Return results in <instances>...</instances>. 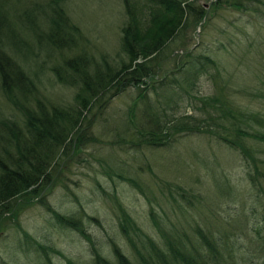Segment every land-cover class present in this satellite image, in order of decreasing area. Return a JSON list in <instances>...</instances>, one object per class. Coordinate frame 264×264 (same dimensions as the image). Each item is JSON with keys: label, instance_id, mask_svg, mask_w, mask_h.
I'll list each match as a JSON object with an SVG mask.
<instances>
[{"label": "trees", "instance_id": "obj_1", "mask_svg": "<svg viewBox=\"0 0 264 264\" xmlns=\"http://www.w3.org/2000/svg\"><path fill=\"white\" fill-rule=\"evenodd\" d=\"M122 1L126 19L120 27V49L128 59L121 57L115 62L103 54L97 57L89 49L81 27L66 10V0H0V94L21 117L18 122V117L0 116V224L17 216L24 205L46 203L51 183L64 166L57 158L76 154L86 142H95V135L85 130L114 94L132 85L139 89L133 104L139 99L147 101L148 114L142 119L136 117L130 128L124 125L110 143L128 142L132 147L143 148L165 146L182 133L214 135L239 150L260 202L264 201V157L247 142L248 137L264 141V129L250 127L251 122L264 125V116L247 110L232 94L237 90L254 92L252 89L245 85L234 87L233 77H226L210 55L194 56L191 50H185V60L173 69H183L184 80L198 77L204 68L208 70L209 63L215 67L208 70L215 81L213 91L199 98L193 94L201 100L202 104L196 105L203 114L184 112L167 117V105L177 106L172 94L161 107L148 103L149 88L155 87L152 81L159 75V62L166 48L188 24L203 26L201 22L207 17L203 3ZM220 2L237 8L250 6L245 0H214L213 8L219 7ZM48 72L62 84L75 88L72 101L52 102L42 93L41 79ZM161 80L160 83L166 78ZM192 81L193 78L189 86ZM169 85L172 82H166ZM258 93L264 95V89ZM133 104L129 108L132 116ZM55 162L57 168L52 170ZM106 163L109 173L148 198V215L159 238L145 231L113 194L120 233L130 251L127 253L118 241L110 239L109 254H105L81 217L58 211L47 203L58 226L73 228L87 240L91 257L81 264H264V242L263 248L255 252L258 257L240 255L235 230L206 231L198 223L191 231L162 225L153 203V184L117 161ZM147 168L151 170L148 164Z\"/></svg>", "mask_w": 264, "mask_h": 264}, {"label": "rangeland", "instance_id": "obj_2", "mask_svg": "<svg viewBox=\"0 0 264 264\" xmlns=\"http://www.w3.org/2000/svg\"><path fill=\"white\" fill-rule=\"evenodd\" d=\"M197 1L207 11L201 22L203 26L188 24L166 48L159 62V75L152 81L155 87L149 88L148 103L161 107L172 94L177 106L167 105V117L184 112L203 114L197 108L202 102L196 98L213 91L215 81L208 70L215 67L209 63L208 70L204 68L198 77L191 76L189 80L182 78L183 69L173 70L185 60L183 52L191 50L194 56L213 57L222 73L233 77L234 87L245 85L252 89L254 92L237 90L232 94L247 110L264 116V95L256 94L264 89V0H245L250 2L248 8L220 2L215 9L214 0ZM66 10L81 27L85 42L97 57L103 54L115 62L121 57L128 59L120 49V27L126 19L122 0H66ZM163 78L166 80L160 83ZM192 78L194 83L189 86ZM41 80V91L50 101H72L74 87L62 84L50 72ZM168 81L172 85L166 86ZM138 91L132 85L114 94L85 130L95 135V142H86L76 154L57 158L64 166L51 183L46 203L24 205L17 216L8 217L0 224L3 225L0 264H81L90 259L87 240L73 228L58 226L47 203L58 211L81 217L105 254H109L110 239L118 241L127 253L130 251L120 233L119 211L113 194L138 224L158 239L156 226L148 215V198L108 172L106 162L112 161L153 184V203L161 224L167 228L174 225L191 231L198 223L206 231L235 230L240 255H255L263 248L264 201L260 202L239 150L208 133L178 134L165 146L135 148L128 142L110 143L124 125L130 128L136 117L142 119L148 114L147 101L139 99L133 104ZM132 104L133 116L129 111ZM6 115L18 117L21 122L19 111L0 94V116ZM250 127L264 129V125L256 122H251ZM247 142L264 157V141L248 137ZM56 168L55 162L52 170ZM38 243L45 247H39Z\"/></svg>", "mask_w": 264, "mask_h": 264}]
</instances>
